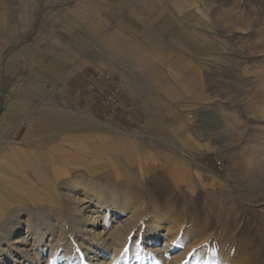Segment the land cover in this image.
<instances>
[{
    "label": "rangeland",
    "instance_id": "obj_1",
    "mask_svg": "<svg viewBox=\"0 0 264 264\" xmlns=\"http://www.w3.org/2000/svg\"><path fill=\"white\" fill-rule=\"evenodd\" d=\"M19 9L23 18L0 27V147L3 156L19 147L35 167L3 189L12 201L0 240L16 219L72 221L68 189L78 184L132 205L116 215H139L129 245L155 226L156 245L173 233L171 257L188 250L175 264H264V0H25ZM69 64L85 84L54 79ZM94 75L119 83L122 102L106 117L83 92ZM13 109L21 119L9 123ZM112 133L128 141L115 148ZM36 145L47 155L31 156ZM0 172L10 171L0 163Z\"/></svg>",
    "mask_w": 264,
    "mask_h": 264
},
{
    "label": "bare ground",
    "instance_id": "obj_2",
    "mask_svg": "<svg viewBox=\"0 0 264 264\" xmlns=\"http://www.w3.org/2000/svg\"><path fill=\"white\" fill-rule=\"evenodd\" d=\"M2 110L3 108L0 106V113ZM19 111L11 110L7 115L6 121L10 123L19 119L21 117ZM102 125L107 126L103 123ZM37 137L39 138V136ZM40 138V141L44 142L43 145L50 143L48 135ZM29 140L26 141L29 145L37 143V140ZM12 148L13 150L10 149L9 154L4 153L3 156L0 147V163L11 172H8L7 176L5 173L0 172V221L3 220L8 207L11 205L9 203L12 201L3 189L6 190V186L16 184L10 176L16 171L22 170L21 179L20 181L19 179L17 180L18 183L22 184V182L29 180L30 170L35 167V164L31 163V157L15 153L20 151L19 147L17 149V146L14 145ZM37 148L38 146L36 145V148L30 149L32 150L31 156L37 154V152L40 153V151L45 154ZM44 148L42 147L43 150ZM50 150H52V147L46 148L44 151L50 152ZM20 152L22 153V151ZM47 158L53 160L49 156ZM53 168V175L56 176L61 173L59 166L60 170ZM79 190H83V198L77 195ZM19 192L21 196H31L38 201L48 199V196L33 195L35 191H27L25 188L22 191L19 190ZM48 192L52 194L54 190L51 189ZM68 197L74 204L72 221L61 223L45 218L38 219L33 216L30 224L21 223L17 219L13 220L10 224L9 236H5L0 240V264H145L143 261H148V264H175L180 263V259H184L183 257L186 256L188 250L186 251L185 247V250L183 249L174 257L167 254L164 246L172 248L173 245L170 242L175 240L173 233H170L167 229L164 230V245H156L159 240L161 242V239L157 235L159 230L155 226L143 231L146 236L143 237L141 235L140 238L138 237L140 242H135L132 245L127 244L133 231V220L139 215L133 210L126 219L117 220L116 215H122L119 214L122 210L132 208V205L129 204L125 206V203H123L124 199L118 194L109 191V195L103 196L99 189L85 190L79 188L78 184H76V186L68 189ZM85 197L90 198L99 206H93L90 203L81 207L78 202L85 200ZM113 210H116V212H113ZM39 216L42 217L41 215ZM22 224H26V226L23 227ZM171 227L174 226L172 225ZM175 227L174 229H176ZM143 240L146 241L144 245L141 243ZM83 246L88 251L82 252L81 247ZM218 264H225V262L220 260Z\"/></svg>",
    "mask_w": 264,
    "mask_h": 264
},
{
    "label": "crops",
    "instance_id": "obj_3",
    "mask_svg": "<svg viewBox=\"0 0 264 264\" xmlns=\"http://www.w3.org/2000/svg\"><path fill=\"white\" fill-rule=\"evenodd\" d=\"M24 3H25V0H0V27L7 25L5 23V19L7 16H9V17L15 16L16 21H18V17L23 18V16H25V15L23 14V12L20 13V11H22V10L19 9V7H21L22 5L24 6ZM19 25L21 26L22 24L19 22ZM75 67L70 65V64L69 65H62V66L60 65L59 67H57L58 72L56 74L57 76H55L54 79H61L63 77L66 78V76L73 74L72 76H70L68 78V81H71L72 85H75V84L77 85V84H80L81 82L85 84L86 79H85V77H84L85 75L83 74L82 71L77 72L79 70L78 69V70H75L73 73H70V70L72 68H75ZM128 87H129V85H128ZM86 101H88V100H86ZM90 104L93 105L91 102H90ZM125 117L128 118L127 113L125 114ZM127 136L128 135L122 136V137L119 136V137H121L120 139L122 141L118 142V141H120L118 139L119 137L118 138H117V136L115 137V134L112 133L110 139L115 142V148H118L119 146L122 147L125 145V143L128 141Z\"/></svg>",
    "mask_w": 264,
    "mask_h": 264
},
{
    "label": "built area",
    "instance_id": "obj_4",
    "mask_svg": "<svg viewBox=\"0 0 264 264\" xmlns=\"http://www.w3.org/2000/svg\"><path fill=\"white\" fill-rule=\"evenodd\" d=\"M101 79L100 75L90 76L87 79V84L83 89V92L86 93L94 102L101 105L102 115L106 117L110 113V108L120 106L121 100L118 97L120 94L119 83H113L108 88L105 84H101L99 81Z\"/></svg>",
    "mask_w": 264,
    "mask_h": 264
}]
</instances>
